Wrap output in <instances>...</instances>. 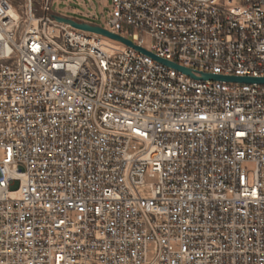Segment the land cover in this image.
Instances as JSON below:
<instances>
[{"label":"built area","instance_id":"obj_1","mask_svg":"<svg viewBox=\"0 0 264 264\" xmlns=\"http://www.w3.org/2000/svg\"><path fill=\"white\" fill-rule=\"evenodd\" d=\"M55 1L0 0V264H264V84L53 18L264 77V0Z\"/></svg>","mask_w":264,"mask_h":264},{"label":"water","instance_id":"obj_2","mask_svg":"<svg viewBox=\"0 0 264 264\" xmlns=\"http://www.w3.org/2000/svg\"><path fill=\"white\" fill-rule=\"evenodd\" d=\"M53 18L58 21V22H62V23H66V24H70L73 27H76L78 29H82L85 31H90V32H94L115 40H119L124 42L125 44L134 47L135 49L153 57L154 59L160 61L161 63H164L166 65H169L179 71H182L196 79H202V80H224V81H231V82H240V83H260V84H264V77H248V76H227V75H217V74H213V73H203L202 76L200 78H198L197 76L194 75V73L192 72V70L190 68H187L185 66H182L176 62L167 60L165 58L159 57L156 54L147 51L146 49L135 45L132 41L118 35L115 33H112L108 30H106L105 28H102L98 25H93V24H89L86 22H78L74 19L68 18V17H64V16H60L57 14L53 15Z\"/></svg>","mask_w":264,"mask_h":264},{"label":"rangeland","instance_id":"obj_3","mask_svg":"<svg viewBox=\"0 0 264 264\" xmlns=\"http://www.w3.org/2000/svg\"><path fill=\"white\" fill-rule=\"evenodd\" d=\"M13 2L14 5L16 6H20L22 7L26 0H11ZM42 0H34V4L35 7L37 9V15L39 16L41 14L40 11V5H41ZM111 3L112 0H72L71 2L69 1H55L53 2V4L51 5V9L52 12L55 13H61V14H66L68 16H72V17H79L80 19L83 20H88V21H92L93 23L96 24H102V19L101 18H105L106 19V15L102 16V14L100 13L99 10V4H106L107 6L105 7V13H107L110 9H111ZM93 4V7L99 14L98 18H94V19H88L85 16H77L76 14L72 13L73 9H79L82 13H86L87 9L84 8V5H90ZM3 157V151L0 150V159Z\"/></svg>","mask_w":264,"mask_h":264},{"label":"snow or ice","instance_id":"obj_4","mask_svg":"<svg viewBox=\"0 0 264 264\" xmlns=\"http://www.w3.org/2000/svg\"><path fill=\"white\" fill-rule=\"evenodd\" d=\"M241 135H243V134L241 133Z\"/></svg>","mask_w":264,"mask_h":264}]
</instances>
